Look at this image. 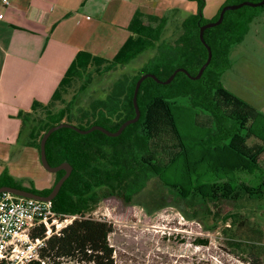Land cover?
<instances>
[{
    "label": "trees",
    "instance_id": "16d2710c",
    "mask_svg": "<svg viewBox=\"0 0 264 264\" xmlns=\"http://www.w3.org/2000/svg\"><path fill=\"white\" fill-rule=\"evenodd\" d=\"M194 1L198 3V11L185 18L182 32L172 44L162 42L167 22L165 17L145 18L138 13L129 25L131 35L112 58L87 50L79 51L49 102L35 100L30 110L19 112L18 116L23 120L20 135L28 129L29 144L40 151L42 136L49 128L62 122L72 124L65 118L74 116L73 105L79 93L88 88L92 71L103 75L128 65L147 50L158 48V53L143 66L142 71L129 80L119 79L106 98L94 101L91 107L97 117L88 128L99 124L115 132L123 122L133 118L136 115L133 102L136 83L145 73H154L166 80L177 68L184 67L191 75H197L208 59V49L200 38V26L209 21L202 13L205 0ZM227 4L231 2L225 3L212 21L219 18ZM263 12L264 5L228 10L221 24L205 30L204 38L213 55L200 79H191L184 72H178L169 84L146 78L138 93L141 117L127 126L121 135L112 137L100 130L81 134L69 127L60 128L50 135L46 144L49 163L56 166L69 162L73 166L71 175L52 200L53 208L60 214L79 216L62 228L60 234L53 233L48 239L43 256L51 264H61L64 260L78 264H119L116 249L110 243L113 222L105 217L95 218L91 212L101 199L113 194L130 201L154 178L159 179L172 197L187 204L208 205L221 197L235 198L242 191L252 198L262 196L264 147L251 146L246 150L242 145L249 135L260 137L250 122L258 112L227 89L222 76L232 67L231 48L244 39L254 18ZM76 79L84 80L79 90L64 107L52 111L54 102L63 99ZM230 104L235 105L234 110H229ZM39 111L44 112L42 117L37 115ZM207 115L210 118L205 117ZM203 116L210 125L200 124L198 120ZM197 128L204 134L199 136ZM189 148L199 149L202 156L193 160ZM209 155L228 159L207 168L200 166L199 162ZM181 158L186 183L179 184L171 181L168 171L175 169L178 172L177 162ZM64 174V170L58 171L51 187L37 189L34 181L30 187L22 186L5 167L0 174V187H20L48 195ZM243 175L252 177L251 182H244ZM45 231L46 227H39L33 235L43 236ZM228 240L233 247L242 246V241ZM194 242L196 245H208L210 240L197 237ZM249 253L258 258L254 251ZM128 261L126 259L123 264H128Z\"/></svg>",
    "mask_w": 264,
    "mask_h": 264
},
{
    "label": "rangeland",
    "instance_id": "374dc122",
    "mask_svg": "<svg viewBox=\"0 0 264 264\" xmlns=\"http://www.w3.org/2000/svg\"><path fill=\"white\" fill-rule=\"evenodd\" d=\"M236 1L205 0L203 16L212 22L225 3L236 4ZM148 7L151 13L166 16L168 22L162 42L174 43L182 32L183 18L190 13L189 5L174 6L169 0H150ZM113 50V47L106 49L103 56L112 58L115 54ZM157 53L158 48L147 50L128 65L100 76L92 71L88 88L79 93L73 105L74 116L65 118V121L70 120L76 126L88 128L97 117L91 107L94 101L106 98L119 79L129 80L142 71L143 66ZM230 59L232 67L222 76L224 86L258 112L250 122L253 131L260 137L249 135L242 145L246 150L251 146L263 148L264 12L254 18L244 39L231 48ZM83 82L82 79H76L63 99L54 102L52 111L64 107ZM234 108L235 105L230 104L229 110ZM37 115L42 117L44 112L39 111ZM205 117L210 118L208 115ZM205 117L198 121L210 125ZM16 118L19 119L20 127L13 141L5 140L7 134L12 132V127L6 125L0 128V172L8 167L22 186L30 187L31 181H34L37 189L48 188L55 182V173L43 167L40 151L29 144V130L25 129L20 135L23 120L18 115ZM197 133L199 136L204 134L199 128ZM189 151L193 160L202 156L199 149L189 148ZM262 155L261 164L264 167V151ZM206 158L199 162L205 168L228 159L211 155ZM177 163L179 171L169 170L168 175H171L174 183H186L182 172L183 159ZM242 178L247 183L252 180L250 176L243 175ZM199 204H187L172 197V193L163 187L159 179L154 178L130 201L115 194L104 197L91 215L95 218L105 217L113 222L114 232L110 235V243L116 249L119 264H123L126 259H129L128 264H264V193L261 197L252 198L242 191L235 198L221 197L217 201H210L208 205ZM197 237L209 238L210 242L208 245H196L194 241ZM229 238L242 241V246H231ZM249 251H254L258 258ZM61 264L78 263L64 260Z\"/></svg>",
    "mask_w": 264,
    "mask_h": 264
},
{
    "label": "crops",
    "instance_id": "0c3cea01",
    "mask_svg": "<svg viewBox=\"0 0 264 264\" xmlns=\"http://www.w3.org/2000/svg\"><path fill=\"white\" fill-rule=\"evenodd\" d=\"M169 1L189 5L187 16L198 11V3L190 0ZM149 3L0 0V128L12 127L5 140L13 141L19 134L16 115L22 109H31L35 100L49 102L79 51L103 55L113 47L116 54L131 35L129 25L136 14L166 18L151 13Z\"/></svg>",
    "mask_w": 264,
    "mask_h": 264
},
{
    "label": "built area",
    "instance_id": "2783aa9c",
    "mask_svg": "<svg viewBox=\"0 0 264 264\" xmlns=\"http://www.w3.org/2000/svg\"><path fill=\"white\" fill-rule=\"evenodd\" d=\"M5 4L9 0H4ZM77 214L57 213L52 201L0 193V264H51L43 251L53 233L71 224ZM45 235L34 237L39 227Z\"/></svg>",
    "mask_w": 264,
    "mask_h": 264
},
{
    "label": "water",
    "instance_id": "95a60500",
    "mask_svg": "<svg viewBox=\"0 0 264 264\" xmlns=\"http://www.w3.org/2000/svg\"><path fill=\"white\" fill-rule=\"evenodd\" d=\"M251 6V7H259L264 5V0H260V1H250V0H245L243 2L240 3H236V4H227L225 5L221 12H220V16L216 21H212V22H208L206 24H203L200 26V38L201 41L205 44V46L208 49V59L207 61L202 65V67L199 70V73L195 76L191 75V73L184 67H179L177 68L174 73L166 80H162L160 79L156 74L154 73H145L143 74L137 81L136 83V87H135V91H134V96H133V102H134V108H135V112L136 115L133 118H130L128 120H126L125 122L122 123V125L119 127V129L115 132L110 131L109 129H107L106 127L99 125V124H95L92 125L90 128L88 129H82L74 124L68 123V122H62L59 124H56L54 126H52L51 128L48 129V131H46L41 139L40 142V157H41V162L43 167L48 170L49 172L52 173H57L60 170H64L65 174L56 182V184L54 185L52 191L50 192V194L48 195H41L39 193H35L33 191L27 190V189H23L20 187H13V186H3L0 187V193L3 191H9L12 192L16 195H20V196H25V197H30V198H35L38 200H43V201H52L57 194L59 193L63 183L66 181V179L71 175L72 171H73V166L69 163V162H63L59 165L53 166L49 163L48 161V157H47V150H46V144H47V140L50 137V135L55 132L56 130L63 128V127H69L72 128L74 130H76L77 132L81 133V134H88L91 133L94 130H100L102 132H104L105 134L112 136V137H117L119 135L122 134V132L126 129L127 126H129L130 124L136 123L140 117H141V110L138 104V93H139V89L141 87L142 82L148 78V77H152L154 78L156 81H158L159 83H164V84H169L171 83L176 74L178 72H184L186 75H188L191 79L197 80L200 79L205 71V69L207 68V66L209 65V63L212 60V48L211 46L206 42L205 38H204V33L205 30L211 27H215L219 24L222 23V21L224 20L225 17V13L228 10H235V9H239L243 6Z\"/></svg>",
    "mask_w": 264,
    "mask_h": 264
}]
</instances>
